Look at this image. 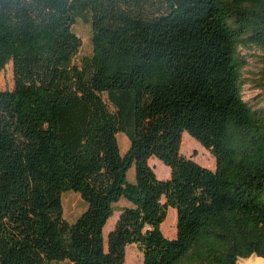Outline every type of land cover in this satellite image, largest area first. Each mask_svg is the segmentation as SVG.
I'll use <instances>...</instances> for the list:
<instances>
[{
  "label": "trees",
  "instance_id": "16d2710c",
  "mask_svg": "<svg viewBox=\"0 0 264 264\" xmlns=\"http://www.w3.org/2000/svg\"><path fill=\"white\" fill-rule=\"evenodd\" d=\"M85 14L92 56L76 64ZM250 49L262 69L247 79ZM9 64L0 264H124L130 245L143 264L264 259V0H0V75ZM248 85L263 97L246 101ZM184 133L214 170L181 154ZM67 192L86 205L73 224Z\"/></svg>",
  "mask_w": 264,
  "mask_h": 264
},
{
  "label": "rangeland",
  "instance_id": "374dc122",
  "mask_svg": "<svg viewBox=\"0 0 264 264\" xmlns=\"http://www.w3.org/2000/svg\"><path fill=\"white\" fill-rule=\"evenodd\" d=\"M89 15L85 14L76 20L73 26V32L81 39L82 46L75 58L76 64H81L84 59H88L92 56V42H91V25L89 22ZM246 56L248 61V66L244 69V74L247 79L254 77L262 69L261 58L262 55L259 51L254 49L245 50L242 52ZM14 87L12 66L7 65L5 70L0 75V90L11 91ZM260 95L263 97V93L259 90L253 89L250 85L246 86V91L244 92V97L246 101H252L255 97ZM119 148L121 154H124L129 147V141L124 134H119L117 136ZM181 154L189 159H192L198 165L208 168L215 169V159L211 154L206 151L196 140L191 138L187 133L182 136L181 144ZM149 166L153 169L156 177L159 180H166L170 176L169 169L165 167L158 159L151 158L149 160ZM135 171L131 169L128 173V180L134 182ZM62 206H63V218L68 224H73L85 211L86 205L81 200L78 194L73 192H67L62 196ZM175 210L169 208L167 213V218L161 224L160 230L165 238L173 240L176 235V214ZM117 216H114L104 230L105 240L108 233L113 229ZM175 221V226L174 225ZM257 258L256 256H252ZM144 258L143 253L137 245H130L126 248L125 262L124 264H143ZM240 261V260H239ZM56 264H70L69 262H62Z\"/></svg>",
  "mask_w": 264,
  "mask_h": 264
},
{
  "label": "bare ground",
  "instance_id": "6f19581e",
  "mask_svg": "<svg viewBox=\"0 0 264 264\" xmlns=\"http://www.w3.org/2000/svg\"><path fill=\"white\" fill-rule=\"evenodd\" d=\"M250 263H258V264H264V259H259L255 257H251L247 260H240L237 264H250Z\"/></svg>",
  "mask_w": 264,
  "mask_h": 264
},
{
  "label": "crops",
  "instance_id": "0c3cea01",
  "mask_svg": "<svg viewBox=\"0 0 264 264\" xmlns=\"http://www.w3.org/2000/svg\"><path fill=\"white\" fill-rule=\"evenodd\" d=\"M118 138V137H117ZM210 170H213V169H210ZM165 180V179H164ZM126 206H128V203H126V201H124V200H122L120 203H119V207L120 208H122V207H126ZM175 214H176V212H175ZM114 216H117L116 218H118V213H115V215ZM112 219V218H111ZM110 219V220H111ZM110 220H109V222H110ZM108 222V223H109ZM176 236V235H175Z\"/></svg>",
  "mask_w": 264,
  "mask_h": 264
},
{
  "label": "water",
  "instance_id": "95a60500",
  "mask_svg": "<svg viewBox=\"0 0 264 264\" xmlns=\"http://www.w3.org/2000/svg\"><path fill=\"white\" fill-rule=\"evenodd\" d=\"M259 259H261V258H259ZM250 264H258V263H250Z\"/></svg>",
  "mask_w": 264,
  "mask_h": 264
}]
</instances>
